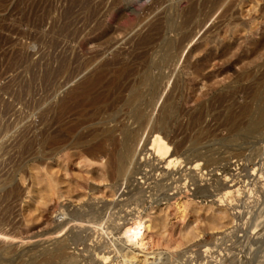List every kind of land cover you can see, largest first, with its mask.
I'll return each mask as SVG.
<instances>
[{
    "label": "rangeland",
    "instance_id": "rangeland-1",
    "mask_svg": "<svg viewBox=\"0 0 264 264\" xmlns=\"http://www.w3.org/2000/svg\"><path fill=\"white\" fill-rule=\"evenodd\" d=\"M99 70L106 86L91 91L98 96V103L87 107L91 118L79 112L86 103L82 98L81 106L59 121L61 98ZM256 89L264 95V0H0V195L17 192L6 203V214L0 209V264H37L59 239L68 245L53 264H131L132 259V264H168L166 247H180L174 264H264V122L252 131L249 116L240 114L245 105L263 104L254 96ZM159 98L173 103L171 116L154 103ZM68 122L74 129L56 146L73 155L69 160L65 151L49 145H35L33 155L16 152L17 140L54 132ZM163 124L161 153L176 152L179 161L164 170L163 161L149 152L123 179L106 174V156L98 166L69 141L90 128L124 126L138 129L146 143ZM113 156L115 163L122 157ZM195 163L207 164V174L235 173L236 195H229L225 208L240 213L229 225H237L235 232L224 240L219 239L224 228L208 225L215 208L209 198L194 199L197 212L189 214L178 206L185 197L175 204L156 202L163 187L152 182L161 170L185 186L207 184L209 175L199 182ZM32 167L57 179L47 205L30 192L38 187L32 184ZM149 213L161 216L165 226L146 230L140 224L139 231L134 225ZM105 214L101 232L94 224ZM187 230L193 233L190 242L177 246ZM132 231L152 242L129 247L123 240ZM109 236L120 242L118 250L128 246V251L121 246L127 255L115 250L110 261L98 259ZM191 243L199 247L180 253Z\"/></svg>",
    "mask_w": 264,
    "mask_h": 264
},
{
    "label": "bare ground",
    "instance_id": "bare-ground-1",
    "mask_svg": "<svg viewBox=\"0 0 264 264\" xmlns=\"http://www.w3.org/2000/svg\"><path fill=\"white\" fill-rule=\"evenodd\" d=\"M64 18V17H63ZM147 80V79H146ZM104 78L101 74V71L99 70L98 72H96L95 74H91L89 77H87L81 84L79 83V85H75L76 87L69 89L65 96L61 98L60 100V109H59V121H62L64 119V117L66 115H68L69 113H71L72 111H74L76 109L77 106H81L78 105L80 102L79 100L82 98L86 100L85 105L83 104L82 106V110H80L79 112L81 113V116L84 118H91V113H89L87 111V107L88 106H93L96 105L98 103V96H94V94H92V90L95 89V87H105L106 85L104 84ZM149 82V81H148ZM153 82V81H152ZM104 84V85H103ZM136 89V88H135ZM114 92V91H113ZM135 93V91H134ZM134 95V97L136 98V95H138L137 93ZM98 95V94H97ZM171 95V94H170ZM254 96H256L258 99L261 98L263 104L260 105L259 107H252L250 105H245L242 109V111L240 112L241 115H245V116H249V129L259 130V128H261V126L263 125L264 122V95H261L260 91H258V89H256L254 91ZM132 97V96H131ZM156 97V96H155ZM166 97V96H165ZM133 98V97H132ZM131 98V99H132ZM133 98V100L135 99ZM158 98V97H157ZM170 98V97H169ZM130 99V100H131ZM153 99V98H152ZM160 100L156 99L154 100V103L157 105L158 103L160 104L159 106H161V110H163V112H165L167 115L169 113H171L172 111V107H173V103L170 100H165V101H161V98H159ZM254 100V99H253ZM59 101V100H58ZM132 101V100H131ZM134 102V101H133ZM132 103V102H131ZM131 105V104H130ZM155 106V105H154ZM158 107V106H156ZM159 108V107H158ZM132 109V108H130ZM137 110V108H136ZM154 110V109H153ZM159 111V110H158ZM162 113V112H161ZM157 114V113H156ZM155 114V115H156ZM160 114V112H159ZM163 115V114H162ZM170 115V114H169ZM171 116V115H170ZM159 117V115H158ZM236 116H233V119H235ZM141 118V117H139ZM152 118V117H151ZM157 118V117H156ZM164 118V117H163ZM167 117H165L166 119ZM169 118V117H168ZM165 119L163 120V123H167V121H165ZM150 120V119H149ZM159 121V120H158ZM162 121V119H161ZM165 121V122H164ZM235 121V120H233ZM55 122V121H54ZM63 122V121H62ZM160 122V121H159ZM237 122V121H236ZM149 123V122H148ZM169 123V121H168ZM78 124V123H76ZM160 124V123H159ZM157 124V125H159ZM162 124V123H161ZM158 127L155 128V130H153L151 133V139L148 140V142L144 143V139L142 138V135L140 133V131L138 129L136 130H132L129 129L128 127H124V126H118L116 129L115 128H106L105 130L100 129L96 132V129L94 128H90L88 129V131L85 132L84 135L77 137V139L74 141H71L70 143L72 144L71 147H79L81 148V151L83 152V155L85 154L86 156L90 157V159L95 160L93 161L94 164L96 165H103L102 160L100 159L101 156H106L107 157V167H106V174L108 176H116L119 177L121 179H123L127 173H129L130 171H132L135 168V164H137V159L139 158L140 160H142L144 158V156L146 154H149V152L151 154H153V157H158L160 162L163 161L164 166L162 165V167H164V170L173 164L176 161H179V159L177 157H174L175 153L173 152H162V144H161V138L162 135H160L159 131L163 130L164 128L166 129V127ZM169 125V124H168ZM74 124L72 122H68V123H61L59 128L54 131L51 132L50 130H46L45 132L41 133L40 135H38L37 137H30L25 141H21L19 142L18 140L15 142L17 144V148L18 149L16 152L17 153H29L28 155H33L34 153V147L35 145H49V146H55L56 148L53 150H62L65 151V158H67L69 160L70 156L73 157V155H70L68 150H65L64 147H57L56 145H58L59 143H61L63 141V139H61L62 134H69L71 133V131L74 129ZM126 126V125H125ZM167 126V125H166ZM168 128V126H167ZM78 131V130H77ZM117 131L120 138L118 139L117 136ZM147 133V132H146ZM16 136V135H15ZM5 138V136H3ZM22 138V137H21ZM3 139V138H2ZM4 140H7V138H5ZM3 140V141H4ZM67 141V142H69ZM1 142V141H0ZM6 142V141H5ZM66 142V141H65ZM73 142V143H72ZM10 143V142H9ZM69 143V145H70ZM11 144V143H10ZM14 145V144H13ZM66 145V143L64 144ZM68 145V143H67ZM7 146V145H6ZM5 146V147H6ZM148 146V147H147ZM4 147V148H5ZM48 147V146H47ZM67 147V146H66ZM39 148V147H38ZM52 148V147H51ZM1 149V148H0ZM11 149V148H10ZM48 149V148H47ZM73 149V148H72ZM72 149H70L72 151ZM7 150V149H6ZM74 150V149H73ZM80 150V149H79ZM8 151V150H7ZM40 151V150H38ZM50 151V150H49ZM80 151V152H81ZM11 152V151H10ZM41 152V151H40ZM45 152V151H43ZM42 152V153H43ZM48 152V151H47ZM47 152H45L47 154ZM61 152L62 156L63 153ZM120 153L122 155V157L120 158L118 163H115L113 161L114 153ZM0 153H2V151H0ZM36 153V151H35ZM34 153V154H35ZM38 153V152H37ZM41 153V154H42ZM7 153H5L6 155ZM40 154V153H39ZM44 154V153H43ZM55 154V153H54ZM72 154V153H71ZM21 155V154H19ZM37 155V154H36ZM48 155V154H47ZM46 155V156H47ZM82 155V156H83ZM2 156V155H1ZM0 156V157H1ZM11 156V155H10ZM40 157V155H38ZM44 156V155H43ZM117 156V155H116ZM120 156V155H119ZM149 156V155H148ZM38 157V158H39ZM42 157V155H41ZM85 157V156H84ZM103 157V158H104ZM18 158V157H17ZM37 158V157H36ZM35 158V159H36ZM41 159V158H39ZM44 159V157H43ZM46 159V158H45ZM157 159V158H156ZM23 160V159H22ZM37 160V159H36ZM104 160V159H103ZM158 160V159H157ZM158 160V161H159ZM212 160V159H211ZM216 160V159H215ZM24 161V160H23ZM38 161V160H37ZM37 161L35 163V165L37 164ZM22 162V161H21ZM41 162V161H40ZM208 162V160L206 161V163ZM39 163V162H38ZM162 163V164H163ZM215 163V162H214ZM218 163V162H217ZM216 163V164H217ZM220 163V162H219ZM19 164V162H18ZM92 164V163H91ZM139 164V163H138ZM152 164V163H151ZM192 164V163H191ZM158 165V164H157ZM225 165V164H224ZM20 167V166H19ZM41 167V166H40ZM207 167V164H200V163H195L193 165V168L195 170H197L199 173H201V175H199V182H201V177H203L204 175H209L208 179L209 181L207 182V184L205 183L204 186H201L202 183H198L197 181H192L191 185H183V183L181 182V180L177 179H173L174 177V173L171 175H168V173L164 170H161V174H160V178L159 179H154V181L152 183L155 184V186H152L154 188H159V187H163V190H161L162 194H164V196L160 199H158V201L156 202H160L161 200H165L164 203H169V202H174L177 203L179 201H182L183 198H187V200H183L182 204H178V206L181 205V211L182 213L185 214H189V213H196V209L193 207L192 203H194V199L196 198H200V197H205V198H209V200H207L208 202H210L212 205L211 207H215V208H211V214L207 217L208 219V225L211 228H224V230L222 231V233L220 234V238L219 239H223L224 235L227 233H231V232H235V230H233L232 228L237 227L236 226H230L234 223H236L238 220V214L240 213V210H238L236 207L235 208H231V211H227L225 208L226 205V201L229 197V195L232 193L233 196H235V190L237 189H233L234 187V183H236V177H234L233 175H235L234 172H216L214 170V166L213 168L210 169L209 166V170H214L215 172H213V174H207L206 171H204V168ZM217 167V165H216ZM35 169V172L32 174V184H35L37 187L34 188L33 190H31L30 192H36L37 193V200L39 202L42 203V205L46 204L52 200V198L55 197V186L58 184L57 183V179H55L54 175L52 172L46 171V172H42L40 170H42V168H36V167H32ZM192 168V169H193ZM220 169V168H219ZM45 171V170H44ZM182 171V170H181ZM176 172V171H175ZM179 174V173H178ZM213 175H219V176H215L213 177ZM180 176V174H179ZM178 176V177H179ZM184 176V175H182ZM187 176V175H186ZM197 178V177H196ZM169 179H172L171 181H169ZM6 180V179H5ZM212 180V181H211ZM166 181H169V184L166 183ZM4 182V181H3ZM122 182V181H121ZM204 183V182H203ZM6 185V183H4ZM149 184V183H148ZM10 184H8L9 186ZM14 185V184H13ZM193 186V188H191V186ZM3 186V185H2ZM7 188V187H6ZM147 189V188H146ZM193 189L194 192L190 194V196H188L189 194H187V192L189 190ZM3 191V190H2ZM186 192V193H185ZM203 192H206V194ZM196 194V196H193V194ZM203 194V195H199V194ZM16 195V188L12 189L11 191H7L6 193H4L3 195H0V203H2L3 201L5 202L3 206L0 207V209L2 210V214L5 213V211L7 210V206L6 203H8L9 200H11L13 195ZM160 194V193H159ZM194 194V195H195ZM189 197V198H188ZM193 198V199H191ZM37 201V202H38ZM199 201V200H198ZM162 203V204H164ZM228 205V204H227ZM176 206V205H175ZM229 206V205H228ZM174 207V206H173ZM171 208V207H170ZM159 209V208H157ZM176 209V208H175ZM180 209V208H179ZM159 211V210H158ZM177 211V210H175ZM178 212V211H177ZM151 214L156 213L154 212H150ZM148 214L147 216L149 217L147 220H143L142 222H139L137 225L134 226H140V224H142V226L148 230L151 229L152 227H156V228H161L162 226H165V221L161 216L155 215L153 217H150ZM6 214V213H5ZM259 215V214H258ZM2 217V216H1ZM0 217V218H1ZM107 214H105L102 218H101V222H99V224H94L96 226L94 227H99V231L103 230L104 226H106L104 223L107 221L106 220ZM108 218V217H107ZM142 219V218H141ZM1 220V219H0ZM4 220V219H3ZM106 220V221H105ZM81 221V220H79ZM108 222V221H107ZM133 223H130L131 227ZM1 226V225H0ZM3 226V225H2ZM128 228V225H126ZM129 227V228H131ZM124 228V227H121ZM101 229V230H100ZM136 229V228H135ZM131 230H133L131 228ZM98 231V230H97ZM124 231V230H123ZM129 231V230H127ZM139 231H140V227H139ZM158 231V230H157ZM185 231V230H182ZM5 232V231H4ZM102 232V231H101ZM100 232V233H101ZM134 232V231H132ZM123 233V232H122ZM121 233V234H122ZM129 233V232H128ZM183 233V232H182ZM244 231L243 234L244 235ZM4 235V233H2ZM131 232L129 234H127L128 236H125L123 241H126L127 245L129 247H131L132 245L136 246V248L140 249L143 246H148V244H150L153 238L150 236H146L143 237L141 236V232L138 235L136 233V231L134 233ZM192 232L191 231H186L184 232L183 235H181V239L180 241L176 242L178 243L177 246H180L181 244H185L190 242L191 237H192ZM10 235V234H9ZM8 236V235H7ZM12 236V235H11ZM10 236V238H11ZM14 236V235H13ZM4 237V236H3ZM3 237H0V242L2 240H4ZM121 237V236H120ZM128 237V238H126ZM14 238V237H13ZM245 238V237H244ZM118 239V238H117ZM123 239V238H121ZM126 239V240H125ZM114 237L113 236H109L106 237V239L104 240V245L106 247V251H102V253L100 252L99 254V260L102 261H106L109 260L110 258L114 257L116 254L115 250H118V243L120 242H114ZM224 240V239H223ZM15 241V240H14ZM119 241V240H117ZM121 241V242H123ZM150 241V242H149ZM155 241H159L158 238L155 239ZM4 242V241H3ZM54 242V241H53ZM214 242V241H213ZM11 243V240H10ZM10 243H6L7 245H9ZM13 244V243H12ZM52 244V243H51ZM124 244V243H123ZM122 244V245H123ZM224 244V243H223ZM3 245V243L1 244ZM68 242L66 239H59L58 241L55 242L53 248L50 251H46L45 248L44 250L46 252H44L41 261L36 262L37 264H53V260L57 257H62L64 255L65 249L67 248ZM120 245V244H119ZM121 245V246H122ZM125 245V244H124ZM124 247H128L127 245ZM181 245V246H182ZM213 245V243H212ZM10 246V245H9ZM6 246L5 248L9 247ZM120 246V250L121 247ZM192 246H198V244L195 243H191L189 244V248L185 249L183 248V250H181L180 253H188L191 254L192 251H194V247ZM217 246V245H216ZM3 247V246H2ZM1 250L5 249L2 248ZM13 249L14 246L12 245ZM11 247V249H12ZM199 247V246H198ZM203 247V246H202ZM206 247V246H205ZM209 247V246H208ZM214 247V246H213ZM51 248V247H50ZM125 248V249H126ZM146 248V247H145ZM144 248V249H145ZM179 248V249H178ZM177 249H169V248H165L162 249L164 251V257L169 260L168 264H174V262L176 263V259L178 257V253L180 251V247H178ZM201 248V245H200ZM207 248V247H206ZM129 248H127L128 251ZM134 249V248H133ZM40 250V249H39ZM38 250V251H39ZM120 250H118L120 252ZM124 250V249H123ZM142 250V249H141ZM146 250V249H145ZM179 250V251H178ZM198 250V249H197ZM196 250V251H197ZM4 251V250H3ZM115 251V253H114ZM122 251V250H121ZM125 251V250H124ZM122 251V253L124 252ZM137 251V250H136ZM162 251V252H163ZM178 251V252H177ZM200 251V250H199ZM6 252V251H4ZM3 252V253H4ZM8 252V250H7ZM19 252V251H17ZM99 252V251H98ZM15 254V252H12ZM131 253V252H130ZM144 253V252H143ZM201 253V252H199ZM8 254V253H7ZM17 254V253H16ZM21 254V253H20ZM66 254V253H65ZM93 254V252H92ZM98 254V253H97ZM114 254V256H113ZM125 253H123L122 255L124 256ZM129 254V253H128ZM159 254V253H158ZM161 254V252H160ZM159 254V255H160ZM6 255V254H4ZM120 255V253L118 254ZM127 255V254H126ZM130 255V254H129ZM163 255V254H162ZM11 256V254H10ZM13 256V255H12ZM98 256V255H97ZM161 256V255H160ZM166 256V257H165ZM183 256V255H182ZM181 256V257H182ZM188 256V255H187ZM187 256H183L184 258ZM194 256V255H193ZM5 257V256H4ZM3 257V258H4ZM7 257V256H6ZM130 257V256H129ZM169 257V258H167ZM17 258V257H16ZM15 258V259H16ZM11 259V258H10ZM97 259V258H96ZM127 259V258H126ZM182 259V258H181ZM203 259V258H202ZM2 260V259H0ZM4 260V259H3ZM112 260V259H111ZM115 260V259H114ZM133 260V259H132ZM132 260H130V263L132 264ZM162 260V259H161ZM179 260V258H178ZM177 260V261H178ZM198 260V259H196ZM110 261V260H109ZM128 261V260H127ZM2 262V261H1ZM9 262V261H8ZM7 262V263H8ZM14 262H16L14 260ZM13 262V264H14ZM19 262V261H17ZM100 262V261H99ZM155 262V261H154ZM195 262V261H194ZM5 261L2 263L4 264ZM5 263V264H7ZM101 263V262H100ZM112 263V262H111ZM136 263V261H135ZM167 264V262H165ZM219 263V262H218ZM12 264V263H11ZM18 264V263H17ZM24 264V263H23ZM114 264V263H113ZM117 264V263H116ZM129 264V263H128ZM141 264V263H140Z\"/></svg>",
    "mask_w": 264,
    "mask_h": 264
}]
</instances>
